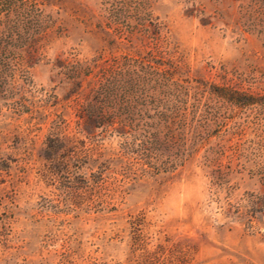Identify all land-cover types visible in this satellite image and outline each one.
<instances>
[{
	"label": "rangeland",
	"instance_id": "1",
	"mask_svg": "<svg viewBox=\"0 0 264 264\" xmlns=\"http://www.w3.org/2000/svg\"><path fill=\"white\" fill-rule=\"evenodd\" d=\"M213 1L199 13L134 0L124 19L112 0H14L21 23L0 44L14 73L0 80V264H264V104L185 94L184 81L258 91L264 19L240 26L239 2ZM132 25L139 56L179 79L159 84L139 64L133 94L122 89L127 133L91 127L78 114L95 100L68 65L117 42L130 52Z\"/></svg>",
	"mask_w": 264,
	"mask_h": 264
},
{
	"label": "trees",
	"instance_id": "2",
	"mask_svg": "<svg viewBox=\"0 0 264 264\" xmlns=\"http://www.w3.org/2000/svg\"><path fill=\"white\" fill-rule=\"evenodd\" d=\"M132 1L134 0H112V3L113 5L118 6L117 11L119 16L124 19H128L131 18L130 9ZM182 1H184L185 4L187 3L188 5H191L190 9H188L189 11L195 10L199 13H203L205 11V5L203 4L206 0ZM15 2L14 0H0V44L4 36L14 35L13 31L20 26L21 19L19 20V18H17L12 20L9 18L11 11H15L17 7ZM213 2L217 4L227 3L231 5L239 2L238 6L240 8L234 18L233 14L229 12L227 8L221 13L227 15V17L232 16L234 22L238 23L240 26L256 27V25H258L257 23L259 21H263L264 19V11L254 7L255 3L263 4L264 0H248L246 3L242 0H215ZM2 16H5L4 19ZM134 28L135 27L132 25V27L128 30L129 36L131 37L130 39H132L131 44L128 45L131 50L130 52L122 51L121 54H119L118 50L121 48H119L118 45L120 43L117 42V46L114 47L111 52H106L103 47H100L97 50L96 55L90 61H74V63L69 65L67 64L70 71H72V79L69 82H71L78 90L85 81L88 86V95L92 96L95 100V104L89 103L78 114L79 117L84 120V123H87L88 121L91 127H98L103 124L105 126H109L113 132H117L118 134L127 133L125 130L126 123L124 118L121 117L123 108L122 104L124 102L123 98L125 97V92L128 95L133 94V87L141 78L140 73L136 69L139 64H143L141 65L142 70L140 71L147 73V76H150L149 80L154 78V80L158 81L159 84L160 80L163 78H165L168 82L171 81L172 83H176V79H179L177 78L180 73L177 68L178 66L171 63H167V66L166 63L161 62L160 59H156V57L153 58L151 55L147 58L139 56V52L135 48L134 39H139L140 37L135 34L136 30H134ZM243 30H254V28H247ZM260 31L261 33H264V30L260 29ZM101 33H104L103 29ZM136 54L137 56H135ZM3 67L4 68L0 67L1 83L5 82L7 77H12L14 74L10 72V68L8 69V67ZM150 67L153 68L152 71H148V68ZM162 70L163 72H161ZM185 76L186 79H184V81L188 83V86L185 87V94H188L190 90H192L194 91V95H197L199 93H203L209 87V92L211 94H214L222 99H226L227 101L241 107L254 103L264 104V72L262 75L263 80L260 81L263 85L258 87L259 90L256 92L247 91L248 89L240 90L241 85L237 81H233L229 78L225 79L222 85H213L207 83L202 76H199L196 80L192 77L193 75L188 76V73H186ZM124 87H126L125 92H122ZM202 87H204V89ZM200 88L202 89L199 90ZM96 103H98V106ZM37 107L40 108L42 105H38ZM62 107H64V105H62ZM169 125H157L156 130L159 131L160 126H165L170 129ZM52 137L51 142H59L60 148L64 146V144L61 145L60 143L63 138L60 137L58 133L53 134ZM53 145L54 144L51 146ZM147 166L150 168L153 167L149 163ZM159 170L160 169L157 171L159 172Z\"/></svg>",
	"mask_w": 264,
	"mask_h": 264
}]
</instances>
